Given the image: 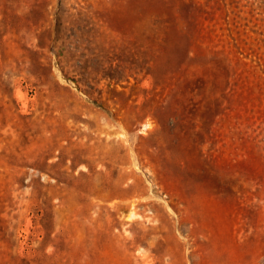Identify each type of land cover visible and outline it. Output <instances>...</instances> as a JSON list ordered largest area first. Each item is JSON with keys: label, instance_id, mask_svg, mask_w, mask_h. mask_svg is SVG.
<instances>
[{"label": "rangeland", "instance_id": "rangeland-1", "mask_svg": "<svg viewBox=\"0 0 264 264\" xmlns=\"http://www.w3.org/2000/svg\"><path fill=\"white\" fill-rule=\"evenodd\" d=\"M0 264H264V0H0Z\"/></svg>", "mask_w": 264, "mask_h": 264}]
</instances>
